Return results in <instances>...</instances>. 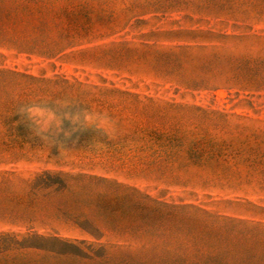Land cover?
<instances>
[{
    "label": "rangeland",
    "instance_id": "1",
    "mask_svg": "<svg viewBox=\"0 0 264 264\" xmlns=\"http://www.w3.org/2000/svg\"><path fill=\"white\" fill-rule=\"evenodd\" d=\"M55 5L89 32L49 57L0 48V69L136 98L18 110L38 140L0 157V264H264V6ZM144 113L179 124L133 133Z\"/></svg>",
    "mask_w": 264,
    "mask_h": 264
},
{
    "label": "trees",
    "instance_id": "2",
    "mask_svg": "<svg viewBox=\"0 0 264 264\" xmlns=\"http://www.w3.org/2000/svg\"><path fill=\"white\" fill-rule=\"evenodd\" d=\"M58 0H0V48L12 49L18 53L36 54L49 57L72 47L76 38L86 35L90 27L77 24L76 18L67 9H57ZM177 5H191L194 2L203 3L216 9L231 10L233 7L249 6L250 8L264 6V0H169ZM70 2L68 6H71ZM67 8V7H66ZM58 20L62 17L63 23L50 24L48 17ZM58 29L56 37H50L51 28ZM1 56V55H0ZM88 89L98 92H116L136 98V95L120 92L116 89L106 90L87 86L76 79H67L63 76L50 78L19 73L9 69H0V157L12 156L16 148L25 143H35L36 122L27 118L26 114H19L20 108L32 107L38 102L52 103L57 99H73L80 102L86 114L101 111L106 101L94 98ZM150 100V99H149ZM95 104V105H94ZM98 105V107L96 106ZM173 109H184L183 106L170 104ZM145 114L143 123L133 122L131 131L148 138L167 136L169 129L179 124L166 123L175 120V117L159 116L154 113ZM122 121L116 126L120 127ZM85 125V124H84ZM130 130V129H129ZM90 130H86L89 132ZM74 145L86 146L90 144L89 136L83 135L73 140ZM107 152H120L116 146L107 148Z\"/></svg>",
    "mask_w": 264,
    "mask_h": 264
}]
</instances>
